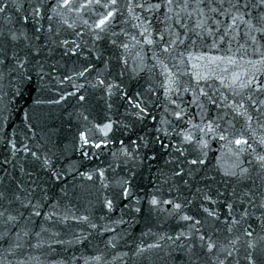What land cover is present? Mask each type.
I'll return each instance as SVG.
<instances>
[{
  "label": "snow or ice",
  "instance_id": "1",
  "mask_svg": "<svg viewBox=\"0 0 264 264\" xmlns=\"http://www.w3.org/2000/svg\"><path fill=\"white\" fill-rule=\"evenodd\" d=\"M12 10L18 14L23 13L17 16L15 22L9 15ZM193 13L196 21L194 25H189L185 20H191ZM86 14L88 18H85ZM161 16L160 22L164 24L162 30L154 27V21ZM30 21L29 30L27 25ZM15 24H20V27H15ZM118 25H123L119 31L116 30ZM241 27L247 41L256 46L255 50L259 52L260 47L264 46L260 44V41H264V0H27L26 4L24 0H0V83L7 81L13 95L22 98L25 86L30 87L34 78L41 91L51 87L53 83L63 85L68 82L75 91L65 90L58 100L49 102L60 103L68 96H74L81 107L91 102L88 89L100 88L108 97L105 101L108 110L113 107V103L108 101L115 93L120 92L135 110L132 115L141 122L151 116L150 106H163L165 114L160 117V127L155 129L157 135L151 138L137 135L135 140L130 139L129 143L133 146L131 150L124 140L119 141L123 146L121 155L127 157V161L139 164L145 159H157L159 153L155 150L156 144L162 150H167L170 146L174 149L175 154L169 152V158L164 162L170 167L158 169L157 180L160 185L157 186V191L146 194L148 212H166L170 217L178 216L186 226L174 236L167 233L160 235L159 240L164 241V245L157 242L147 245V249H162L167 245L171 249L167 255L178 252L180 255L175 259L181 264H241V260L244 264H264V151H257L253 147L256 144L264 148V132H258V129L264 130V80L255 74L244 79L233 75L231 82L219 78L221 87L226 85L232 93L229 97L218 87L207 83L202 87L201 82L208 77L200 72L189 73L181 68V65L186 67L187 62L192 60H227L230 64L235 63V59L229 56H193L191 49L198 42L202 43L205 36L211 37V47L217 48V34L221 33L222 28L220 42H224L225 37L229 36L235 39L240 34ZM129 28L135 32L129 31ZM69 30L72 38L61 35ZM85 36L89 38L85 39ZM105 40L111 46L125 51L130 49V45L132 48L139 47V70L152 72L157 67L161 70L158 75L163 79L158 88L150 85L145 92L134 93V98L123 89L122 84L115 80L107 82L105 78H101L103 73L99 71L95 82L90 80L88 77L96 70L92 58L101 59L103 51L98 43ZM142 45L151 47L150 58L141 55L144 51ZM57 48L62 50L63 57H76L77 61L83 58L84 62L79 66L74 62L61 72L58 63L48 62V56ZM116 59L119 61L122 57L117 56ZM146 59L154 61L151 67L145 62ZM123 63L127 65L128 61L123 60ZM249 63L253 64L252 61ZM256 63L264 64V53H261V59ZM196 67V64L192 65L193 69ZM132 71L136 72L137 69ZM104 73L111 75L108 61H105ZM117 75L123 76L124 71L119 70ZM185 76L189 79L184 80ZM74 77L83 78L84 83H75ZM158 90H162L163 99L157 95ZM185 93H191V99L187 103L183 99ZM40 102L37 99L36 103ZM190 105H196L199 109L198 123L194 122L195 114L190 116L188 113ZM209 105L216 109V115L211 118L208 117ZM168 115L174 118L175 125L167 118ZM81 117L88 120V116L83 113ZM29 118V113H25V120ZM151 119L156 121L157 117L151 116ZM185 122L191 126L190 129L180 128L176 134L181 137L182 144L195 146V155L188 154V149L180 145L165 143L159 135L163 133L164 137H169V126L175 128ZM114 123L121 122L109 119L107 123L96 124L95 127L107 136L113 130ZM129 127L131 126L124 125L125 129ZM26 128L31 130L32 125L29 123ZM24 137L29 138L28 131L24 132ZM206 137L225 142L224 146L236 157L233 169L224 172V176L230 178L233 185L230 191L227 186L221 191L208 183L203 187H194L190 183L206 164L205 150L209 147ZM80 138L85 144L90 142L86 132H81ZM7 143L11 146L13 157L22 150L25 159L30 157L31 162L45 172L47 180L37 182L34 173L27 171L23 165L20 166V171L27 179L17 178L4 167L10 163L8 159L0 164V244L7 245L5 255L0 257V264H12L8 256L14 258L17 251L26 245L38 247L40 240L32 245V237L41 238L42 234L50 233L48 241L51 248L52 244L71 246L82 243L91 235V232L78 235L73 231L71 239H60L61 232L52 231L49 223L54 228L57 224L68 226L69 221H72L87 224L100 235L112 233L105 242L106 247L116 248L123 238L117 228L128 222L124 215L143 211L140 206L141 198L134 196L131 181L122 178L116 181L119 192L113 193L112 198L105 196L101 201L104 215L99 219L102 223L93 221L89 215L78 214L73 210L71 201L64 202L69 195L66 184L60 187L59 197L50 192L51 185L66 179L65 170L56 166L54 154L33 150L23 141L21 148H18L12 138H8ZM100 146V143H95V147ZM141 148L147 149L150 154H141ZM243 153L252 156V159L247 160V166L240 159ZM95 172L100 178L101 186L108 188L104 170L97 169ZM80 175L88 180L93 179L92 173ZM201 179L215 180V177ZM165 184L169 185V191L176 189V197L163 199L157 194ZM180 186L189 190L188 197L179 198ZM129 197H133L135 201L134 204L130 202V210L126 213L122 210V215L113 218L111 214L116 211L115 200H127ZM189 206L194 209L192 214L185 211ZM46 207L48 212L45 213L42 209ZM124 207L129 209V205ZM145 251L144 247L138 245L132 255L139 257ZM122 255L127 256L128 253ZM76 259L72 255L63 264H74ZM92 259L100 261L101 256L97 255ZM18 264L24 262L18 261Z\"/></svg>",
  "mask_w": 264,
  "mask_h": 264
},
{
  "label": "water",
  "instance_id": "2",
  "mask_svg": "<svg viewBox=\"0 0 264 264\" xmlns=\"http://www.w3.org/2000/svg\"><path fill=\"white\" fill-rule=\"evenodd\" d=\"M24 2L26 4L27 0H24ZM9 15L12 16L15 22L17 16L23 15V13L18 14L15 10H12ZM85 18H88V14L85 15ZM218 19L224 20L225 18L218 17ZM161 20L162 16L159 20L154 21V27H159L162 30L164 24L160 22ZM195 21V13H193L191 20H185L189 25H194ZM228 22L225 21V23ZM209 23L211 24V21ZM14 26L18 28L20 24H15ZM122 26L118 25L116 30L119 31ZM27 27L29 30L31 29V21ZM128 30L135 32L131 28ZM70 31L62 32L61 35L66 38H72L69 35ZM220 34H223V28L221 33L217 34V48H212V38L205 36L202 43L198 42L191 49L193 56H229L235 59V63L230 64L227 60L216 62H210L207 59L192 60L187 62L186 67L181 65V68L189 73L200 72L208 77L206 81L201 82L202 87L207 83L213 87L220 88L224 95L231 97L232 93L227 89L226 85L221 87L219 78L225 79L226 82H231L233 75H239L241 79H244L255 74L259 79L264 80V64L256 63L261 59V53H264V46L260 47L259 52L256 51V46L247 41V38L243 35V27H241L240 34L235 39L229 36L225 37L224 42H220ZM88 38V36H85V39ZM121 39L125 38L121 37ZM260 44L264 45V41H260ZM98 47L102 49L103 55L100 60H96L95 57L92 58L96 70L92 71L88 77L90 80L95 82V77L99 71L103 73L101 78H105L107 82L115 80L116 83L122 84L123 89L133 97L136 92H145L150 85L158 88L160 80L163 79L162 76L158 75L161 70L159 67L152 72L139 70L140 65L137 57V53L140 52L139 47L132 48L130 45V49L125 51L124 49H117L111 46L107 40L99 42ZM142 47L144 51L141 55L150 58L152 55L151 47L148 45H142ZM181 51H183V47H181ZM117 56H121L122 59L118 61L116 59ZM185 57H187V53H185ZM123 60L128 61L127 65H124ZM105 61L109 63L111 75L104 73ZM249 61H252L253 64H250ZM48 62L52 64L58 63V66H61L60 71L63 72L66 68L72 66L74 62L76 66H79L84 61L83 58L77 61L76 57H63L62 50L57 48L48 56ZM145 62L149 67L154 63L151 59H146ZM193 64L197 65L195 69L192 68ZM134 68L137 69L136 72L132 71ZM121 69L124 71V75L118 76L117 72ZM69 74L71 75V73ZM183 79L188 80L189 77L185 76ZM74 82L84 83V80L83 78L77 79L74 77ZM65 90L68 92L75 91L68 82L63 85L53 83L51 87L41 91L38 81L34 78L30 87L25 86L23 97L21 98L13 95V91L7 81L0 83V137H3V139H0V164L5 159H8L10 163L4 165V167L17 178L27 179L20 171V166L23 165L27 171L34 173L37 182L46 181L45 172L34 165L30 157L25 159V154L22 150L15 157L12 156L11 146L7 143V139H14L18 148H21V141H23L33 150L54 154L56 166L65 170L66 179L56 185H51L50 192L55 193L59 197L60 187L66 184L69 195L64 202L71 201L73 210L78 212V214L89 215L93 221L102 223L103 221L99 219V217L104 215L101 201L105 196L112 198L113 193L119 192L120 189L116 181L122 178L131 181L134 196L141 198L140 206L143 211L124 215L125 220L128 222L117 228V232L123 238L119 240L116 248L106 247L105 242L112 233L100 235L97 231L90 229L87 224H76V222L72 221H69L68 226L57 224L54 228L49 223L48 226L52 228V231L61 232L60 239H71L73 231L78 235L91 232V235L82 243H74L71 246L52 244L50 248L48 241L50 233L42 234L41 238H31L32 245H36L38 239L40 240L38 247L26 245L22 250L17 251L14 258L8 256V259L12 261V264H18V261H23L24 264H63L72 255H75L77 259L74 264H181L180 261L175 259V257L180 255L178 252H172L171 256L167 255L171 251L167 245L162 249H147V245L157 242L164 245L165 242L159 240L160 235L167 233L174 236L176 232L186 226L185 222L180 221L178 216L170 217L166 212L160 214L148 212L149 206L146 194L157 191V186L160 185V181L157 180L158 169L170 167L165 165L164 162L169 158V152L175 154L173 147L170 146L167 150H162L160 145L156 144L155 150L159 153L157 159L155 161L145 159L142 164H139L138 162L127 161V157L121 155L123 146L119 143L120 140H124L125 145L131 150L133 146L129 143L130 139L135 140L137 135L148 138L157 135L155 129L160 127V117L165 114L164 107L150 106L151 116H156V121H153L151 116H149L141 122L132 115L135 110L127 103L120 92L115 93L111 100L108 101L113 103L112 109L108 110L105 104L108 97L100 88L88 89L91 94V102L84 107L77 103V99L74 96H68L66 100L60 103L49 102L58 100L61 92ZM213 94L215 95V93ZM157 95L160 99H163L162 90H158ZM155 98L154 96L153 99ZM37 99L41 101L39 104L36 103ZM183 99L187 103L191 99V93L183 94ZM207 108L208 117H214L216 109L211 105L207 106ZM25 113H29L30 118L28 120H25ZM81 113L88 116L87 121L82 119ZM188 113L190 116L195 114L194 122H199V109L196 105H190ZM167 118L172 120L173 125H175L174 118L170 115ZM109 119L121 123H114L113 130L107 136H104L95 125L107 123ZM29 123L32 125L31 130L26 128ZM124 125H130L131 127L125 129ZM190 127L186 122L175 128L169 126V137H164L163 133L159 135L164 139L165 143L180 145L188 149V154L195 155V146L182 144L181 137L176 134L180 128L187 130ZM237 127H240V125H237ZM25 131H28L29 138L27 139L24 137ZM81 132L88 134L90 141L88 144H85L80 138ZM258 132H264V130L258 129ZM206 139L209 140V147L205 150L207 152L205 157L206 164L202 166L195 180H190V183L194 187H203L204 184L208 183L213 188H220L221 191H224L225 186H227L230 191L233 185L231 179L224 176V172L233 169L236 157L229 148L224 146L225 142L209 137H206ZM95 143H100L101 146L97 148ZM253 147L257 151H264V148L256 144H253ZM140 152L141 154H150L147 149L143 148L140 149ZM114 153L116 155H113ZM240 159L244 160L247 166L246 162L252 159V156L249 153H243ZM13 165H16V167L14 168ZM97 169L104 170L105 183L108 184V188L101 186L100 178L95 172ZM80 173H92L93 179L88 180L86 177L81 176ZM201 177H215V180L201 179ZM157 194L163 199H172L177 196L176 189L173 188L169 191V185L167 184L163 185ZM189 195V190L180 186L179 198L183 199ZM130 202L131 204L135 203L133 197H129L127 200H115L116 211L111 214L112 217L116 218L122 215V210H124V213L129 211ZM125 205H129V209H125ZM165 207L170 208V206ZM42 211L46 213L48 208L46 207ZM185 211L192 214L194 209L189 206ZM36 230L38 231L39 229L37 228ZM138 245L144 247L146 251L142 256L133 257L132 252ZM6 247V244H0V257L5 255L4 249ZM53 249L55 250L53 251ZM125 252L128 253L127 256L122 255ZM97 255L101 256L100 261L92 259V257ZM241 264H244L243 260H241Z\"/></svg>",
  "mask_w": 264,
  "mask_h": 264
}]
</instances>
